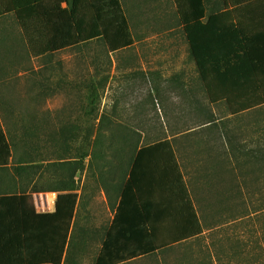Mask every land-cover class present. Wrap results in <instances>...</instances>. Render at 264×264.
<instances>
[{
  "label": "rangeland",
  "instance_id": "rangeland-1",
  "mask_svg": "<svg viewBox=\"0 0 264 264\" xmlns=\"http://www.w3.org/2000/svg\"><path fill=\"white\" fill-rule=\"evenodd\" d=\"M121 1L136 43L117 54L97 42L36 59L15 19H0V118L34 207L44 189H81L73 171L88 156L97 174L118 146L129 162L133 146L174 137L203 234L139 264H264V106L211 105L187 43L155 11L167 3Z\"/></svg>",
  "mask_w": 264,
  "mask_h": 264
},
{
  "label": "trees",
  "instance_id": "trees-1",
  "mask_svg": "<svg viewBox=\"0 0 264 264\" xmlns=\"http://www.w3.org/2000/svg\"><path fill=\"white\" fill-rule=\"evenodd\" d=\"M174 2L210 104L225 103L233 116L263 107L264 0L216 16H204L202 0ZM8 15L36 59L97 42L114 54L135 43L121 0H45L16 11L0 0V19ZM101 136L97 132L96 147ZM132 150L122 199L95 264L126 263L203 234L172 141ZM12 156L0 118V168ZM77 205V194L59 195L55 211L42 215L30 196L0 197V264H63Z\"/></svg>",
  "mask_w": 264,
  "mask_h": 264
},
{
  "label": "crops",
  "instance_id": "crops-1",
  "mask_svg": "<svg viewBox=\"0 0 264 264\" xmlns=\"http://www.w3.org/2000/svg\"><path fill=\"white\" fill-rule=\"evenodd\" d=\"M42 1L45 0H4V2L10 5L14 11ZM161 1L167 3L166 4L167 6L156 5L155 11L158 13L162 12L161 16H164L166 18L165 23H166L167 34L171 37L177 36L180 37L182 40H184L188 45L189 54H190L189 44L186 35L184 33L183 27L180 23L177 5L175 4L174 0H161ZM255 1L256 0H202L205 6L204 16H216L224 12L230 13L232 12L234 8L232 6L234 5H238V4L248 5ZM121 2H123L122 5L125 10L126 16L127 17L130 16L128 11L126 10L124 1ZM143 10H144L143 7L140 6L138 10V14L140 16H146L145 13H143ZM241 15L250 16L251 13L247 12L246 14L244 13ZM130 25H131V21H130ZM174 27L175 28L178 27L177 29L178 34L175 32ZM131 30H132V25H131ZM134 40L136 43L135 36H134ZM128 49L119 51L117 53L126 51ZM72 50L74 49L68 51H72ZM62 75H66V74H62ZM200 82L207 97L201 79ZM221 104H225V103H220L217 105H221ZM107 131H112V130L108 129ZM167 139L172 141L176 156L178 158V162L184 173L180 158L178 156L174 137H169ZM92 149H94V146L92 147ZM121 149H122L121 146H118L116 151L111 150L112 152L110 154V157L107 158L108 161L104 160L102 162L103 167L101 168V171H99L97 174H95V168L91 166L92 164H94V157L93 155L88 156L85 161L87 165L85 173L82 175L80 169L77 170L75 169L73 171L75 175L73 176L74 180L77 182L76 184H78L80 177H82L83 179V184L81 189H72V190H63V191L60 190L52 191L49 189H44L43 194L34 195L36 212L42 215L51 214L55 211L56 201L59 195H64V194L78 195L76 216L69 240V247L63 264H85L86 260L88 259L90 260L91 264H95L100 254V251L103 247V244L105 242L107 233L113 225V221L117 209L122 199V187L124 186V183L128 178L129 170L132 165L131 162L132 159L129 161L130 163L124 162V159L121 155ZM14 169H15V165L13 164V156H12L10 165H8L7 167L0 168V197L22 196V195L30 196L32 188L35 186V184H32L34 181H32L29 175H25L19 172L18 170H14ZM17 169H19V167H17ZM125 170H127V173L123 175L122 173ZM50 175H52V173H50ZM89 176L91 177V179ZM95 180H97L99 186L95 184ZM86 181H88L87 182L88 186H87V191L85 192L83 190V186ZM84 193H85L84 196L85 204L81 205L82 196ZM184 243H180L172 248L156 252L155 254H152L150 256L140 257L122 264H139L142 259L154 257L164 251L178 248Z\"/></svg>",
  "mask_w": 264,
  "mask_h": 264
}]
</instances>
